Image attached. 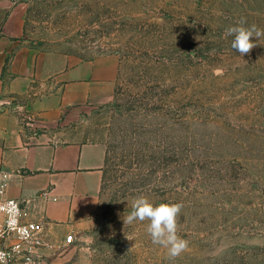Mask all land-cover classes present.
Here are the masks:
<instances>
[{"label": "rangeland", "instance_id": "rangeland-1", "mask_svg": "<svg viewBox=\"0 0 264 264\" xmlns=\"http://www.w3.org/2000/svg\"><path fill=\"white\" fill-rule=\"evenodd\" d=\"M25 1L28 46L118 62L87 120L107 146L89 264H264V37L240 57L224 36L242 17L264 30V0ZM140 195L183 205L179 257L124 225Z\"/></svg>", "mask_w": 264, "mask_h": 264}, {"label": "crops", "instance_id": "crops-1", "mask_svg": "<svg viewBox=\"0 0 264 264\" xmlns=\"http://www.w3.org/2000/svg\"><path fill=\"white\" fill-rule=\"evenodd\" d=\"M28 10L0 0V171L28 220L47 221L55 243L74 235L52 264H89L79 247L97 226L107 146L90 139L87 120L113 100L118 62L28 46Z\"/></svg>", "mask_w": 264, "mask_h": 264}, {"label": "built area", "instance_id": "built-area-1", "mask_svg": "<svg viewBox=\"0 0 264 264\" xmlns=\"http://www.w3.org/2000/svg\"><path fill=\"white\" fill-rule=\"evenodd\" d=\"M10 178L0 171V251L8 253V264H52L74 245L75 237L55 243L47 221L28 220L22 203L7 195Z\"/></svg>", "mask_w": 264, "mask_h": 264}, {"label": "clouds", "instance_id": "clouds-1", "mask_svg": "<svg viewBox=\"0 0 264 264\" xmlns=\"http://www.w3.org/2000/svg\"><path fill=\"white\" fill-rule=\"evenodd\" d=\"M224 36L232 38L231 48L237 50L240 57H243L257 46L252 38L259 40L264 37V30L255 24L248 26L246 19L242 17L235 25L225 29ZM131 207V212L123 218L124 225H131L134 221H147L146 232L152 243L165 248L170 259L179 257L187 250L188 241L178 235V220L183 208L181 203L154 204L140 195L135 198ZM125 236L128 240H133L132 235ZM8 259V253L0 251V264H8Z\"/></svg>", "mask_w": 264, "mask_h": 264}, {"label": "trees", "instance_id": "trees-1", "mask_svg": "<svg viewBox=\"0 0 264 264\" xmlns=\"http://www.w3.org/2000/svg\"><path fill=\"white\" fill-rule=\"evenodd\" d=\"M105 176H106V169H105V175H104V180H103V186H104V182H105Z\"/></svg>", "mask_w": 264, "mask_h": 264}]
</instances>
